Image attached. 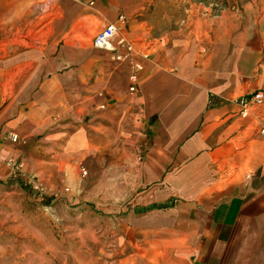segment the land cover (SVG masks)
<instances>
[{
    "label": "crops",
    "instance_id": "crops-1",
    "mask_svg": "<svg viewBox=\"0 0 264 264\" xmlns=\"http://www.w3.org/2000/svg\"><path fill=\"white\" fill-rule=\"evenodd\" d=\"M13 1L53 13L0 107V133H43L40 175L100 151L134 161L140 145L126 175L143 189L125 219L140 249L125 264H264V134L233 102L264 91V0ZM120 15L133 52L116 61L92 38ZM9 151L0 144V164Z\"/></svg>",
    "mask_w": 264,
    "mask_h": 264
},
{
    "label": "rangeland",
    "instance_id": "rangeland-1",
    "mask_svg": "<svg viewBox=\"0 0 264 264\" xmlns=\"http://www.w3.org/2000/svg\"><path fill=\"white\" fill-rule=\"evenodd\" d=\"M189 1L211 3L212 8L227 3ZM16 3L0 0V107L9 102L15 80L30 68L15 64L22 55L38 53L36 47L48 36L45 24L53 16L39 1L18 8ZM42 134L23 138L0 133V144L18 153L0 164V264H125L124 255L140 249L135 246V225L125 219L132 205L139 204L143 189L134 176L126 175L134 174L142 147L134 148L130 162L105 160L102 151L93 161H69L72 171L56 178L40 175L33 160L42 159Z\"/></svg>",
    "mask_w": 264,
    "mask_h": 264
},
{
    "label": "built area",
    "instance_id": "built-area-1",
    "mask_svg": "<svg viewBox=\"0 0 264 264\" xmlns=\"http://www.w3.org/2000/svg\"><path fill=\"white\" fill-rule=\"evenodd\" d=\"M126 22L124 15L118 16V23L105 24L92 38V45L95 48L107 50L112 53V59L120 61L133 52V43L127 39L121 30ZM146 57V54H143ZM133 71L129 76L130 91H135L137 72L142 68L134 63ZM238 108V114L242 118H250L255 122L257 131L264 134V91L258 90L248 96H241L233 101Z\"/></svg>",
    "mask_w": 264,
    "mask_h": 264
}]
</instances>
